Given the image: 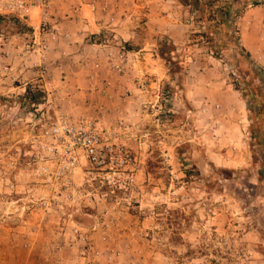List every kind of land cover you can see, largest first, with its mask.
I'll return each mask as SVG.
<instances>
[{"label":"rangeland","instance_id":"obj_1","mask_svg":"<svg viewBox=\"0 0 264 264\" xmlns=\"http://www.w3.org/2000/svg\"><path fill=\"white\" fill-rule=\"evenodd\" d=\"M91 1L101 61L142 49V68L127 71L141 90L131 89L137 114H98L129 154L121 171L133 182L80 185L82 167L64 192L35 174L45 93L30 87L38 104L21 96L29 68L38 74L67 56L49 41L43 52L29 19L0 13V264H264V0H235L243 8L228 33L178 0ZM75 106L72 120L95 115Z\"/></svg>","mask_w":264,"mask_h":264},{"label":"built area","instance_id":"obj_2","mask_svg":"<svg viewBox=\"0 0 264 264\" xmlns=\"http://www.w3.org/2000/svg\"><path fill=\"white\" fill-rule=\"evenodd\" d=\"M54 1L57 0H0V13L25 23L32 10L38 9L37 37L40 39V49L46 52L48 40L55 39L48 14ZM128 54L122 48L115 54L108 53L109 70L123 74ZM93 66L98 67V63ZM57 67L61 68V65L58 63ZM38 75L40 82L36 87L45 93V101L38 105L40 108L37 110L41 114L38 121L40 129L34 151L30 154L35 174L46 184L57 186L64 192L74 187L76 170L82 167L85 168V173L81 177L80 185L90 184L96 179L112 189H121V185L123 189L130 185L134 179L133 174L121 171V167L129 160V154L123 146L110 143L111 133L101 126L98 117L100 113H78L95 115H79L72 120L69 114L75 113L68 109L73 103L58 96V102L64 104L62 109L54 103L49 104L52 100L48 87L51 85L52 75L47 65L38 67ZM98 92L104 94L103 89L99 88ZM119 123L122 124L121 121ZM98 171H106L107 175L100 176Z\"/></svg>","mask_w":264,"mask_h":264},{"label":"crops","instance_id":"obj_3","mask_svg":"<svg viewBox=\"0 0 264 264\" xmlns=\"http://www.w3.org/2000/svg\"><path fill=\"white\" fill-rule=\"evenodd\" d=\"M48 14L50 25L55 32V39L48 40L50 51L56 57L67 56L62 58L66 65L58 62L61 68L57 67V63L47 66L50 73L52 68L54 76L60 69L66 72L62 79L51 77L49 88L54 90L50 97L57 102V97L61 96L76 105L77 111L99 112L102 116H108L112 121L121 114H134L135 94L131 93V89L134 93L135 91L139 93L141 90L139 85L137 89L132 85L127 71L142 68L141 57H138L142 49L129 53L124 64L123 75L116 74L108 69L107 60L105 63L101 61L100 55L107 47L91 42L95 29L100 26L97 23L98 19L94 14L91 0H57L52 3ZM37 24V12L34 9L29 17V25L34 29L32 34L34 37L37 36ZM115 52L116 50L109 51L112 54ZM141 54L140 56H143V53ZM94 63H98V67H94ZM29 77V87H34L40 82L39 75L34 68H29ZM102 83L108 85L105 95H100L98 92Z\"/></svg>","mask_w":264,"mask_h":264},{"label":"trees","instance_id":"obj_4","mask_svg":"<svg viewBox=\"0 0 264 264\" xmlns=\"http://www.w3.org/2000/svg\"><path fill=\"white\" fill-rule=\"evenodd\" d=\"M181 4L189 6L191 10L197 12L201 17H206L208 15L209 19L219 18L225 25H227V33L230 27L232 26L233 21L238 17L240 10L243 7L236 5L235 0H231L230 3H227L223 7H214V2L216 0H178ZM207 23V28L202 32V35L206 37L205 42L215 39L212 34L211 25ZM235 38H231L230 42ZM264 81V79H263ZM249 95L252 96L253 92L249 91ZM41 92L37 90L33 92L30 87L26 88L25 93L21 96L22 102H30L31 104H38Z\"/></svg>","mask_w":264,"mask_h":264}]
</instances>
